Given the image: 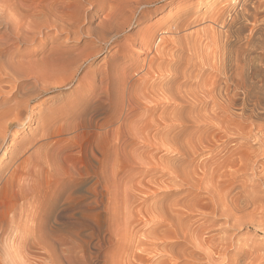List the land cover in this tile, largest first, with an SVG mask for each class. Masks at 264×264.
<instances>
[{
  "label": "rangeland",
  "instance_id": "374dc122",
  "mask_svg": "<svg viewBox=\"0 0 264 264\" xmlns=\"http://www.w3.org/2000/svg\"><path fill=\"white\" fill-rule=\"evenodd\" d=\"M121 1L0 0V123H9L4 139L0 138V264H136L135 235L148 229L146 216H183L186 200L197 193L203 195V187L216 188L214 179L218 173H214L211 182L186 185L173 182L169 168H185L187 172L196 169L197 179L201 162L211 161L226 143L241 141L232 130L224 133L223 129H215L220 136L212 137L191 126L189 130L176 129L172 133L179 139H189L187 147L196 149L191 155L194 161L187 165L186 159L191 157L182 160L181 155L166 152L172 140L165 136L169 127L158 126L164 123L159 115L165 109L157 90L170 88L173 97L177 95L176 89L184 91L188 87L181 86L180 77H167L168 73L162 72L165 64L158 60L153 61L152 67H160L162 74L153 73L154 68L146 74L154 47L149 50L151 46L146 48L141 40L148 30L154 40L161 30H169L171 25L174 29V24L185 28L179 30V35L189 33V41L200 38L201 30H207L212 23V14L217 8L227 10L229 1L134 0V6L132 0ZM142 1L146 4L142 5ZM126 3L136 10L131 22L109 48L95 51L101 42H91L78 32L99 31L111 6L115 10V4H120L115 10L118 13L112 11L114 14L110 15L122 16L121 12L129 9ZM229 17L225 15L226 19ZM211 25L204 31L211 32L213 37L212 31L220 27ZM69 31L74 32L72 36ZM204 35L207 37L199 42L198 38L191 40L198 43L193 50L198 51L196 54H209L212 46L214 49L215 37ZM126 36L131 37L130 43L136 48L129 54H125L123 47ZM201 39L206 43L203 42L204 47L199 46ZM155 40V45L162 44L159 38ZM59 51L66 53L57 54ZM87 55L90 59L81 61ZM61 56L77 58L73 66L78 69L67 82L69 74L64 75L65 85L43 90L47 81L49 84L59 79V74L51 75L50 69L57 70ZM191 65L185 79L202 69ZM86 85L90 90L83 95ZM13 116L18 119L10 123L8 119ZM27 117V125L19 126ZM207 137L215 141L213 147L207 144ZM249 174L237 179L248 183L252 176L248 177ZM262 199L263 203L264 192ZM214 217H210L213 225L223 226V218ZM152 230L160 234L167 229L153 226ZM251 232L242 230L233 238L230 249L245 248L248 237L252 239ZM263 239L264 235L252 241L260 243Z\"/></svg>",
  "mask_w": 264,
  "mask_h": 264
},
{
  "label": "bare ground",
  "instance_id": "6f19581e",
  "mask_svg": "<svg viewBox=\"0 0 264 264\" xmlns=\"http://www.w3.org/2000/svg\"><path fill=\"white\" fill-rule=\"evenodd\" d=\"M117 1L115 2L114 0L115 3H117ZM128 1L130 2L131 0ZM226 1H229L227 10H220V8H217L218 11L214 12V16L212 14V17H210L211 21L209 20L212 22L211 24L219 25L220 27L217 31H212L214 28L211 30L215 33V36L212 35L215 38L211 37V32H205L212 26L209 22L207 25H211L210 28L208 26L207 30L206 28L204 29L205 31L201 30L202 32L200 35L203 34V36L207 37V35L204 34H209L210 37L209 35L208 37L214 39L215 46L214 49L213 46L211 47L209 54L199 55L196 54L198 51H193L194 49L196 50V46L198 45L197 42L196 45L193 41L198 38L196 41L199 42V39L203 36L201 37L198 34L200 38H193L195 40L190 38L193 41H189L188 39L190 36H187L189 33L180 36L179 30L183 28L176 27V24H174V29L171 25V29L168 30L165 28L161 30L160 33L158 32L159 35L156 38H159L162 44L156 43L155 45L156 38L153 40V33L151 34L149 30L142 35V38L139 36L141 40L143 39L146 43V48L148 45L151 46V48L148 47L149 50H152L154 47L152 50L154 51V55L152 54L153 58L149 59L146 65V74L149 73V69L152 70V68H154L152 67L153 61L155 62L158 60L161 61L160 63L165 64L166 67L162 72L166 71L168 73L167 77L168 75L170 76V74L172 80H176L180 77L182 79L181 86L184 85L188 87V89L184 91L176 89L177 95H173V97L169 87L174 81L170 82L171 85L168 87L169 89L164 88L157 90L161 92V94L158 92L157 94L161 96L160 100L163 101L161 107L165 109L159 115V118L164 123H159L158 126L169 127L168 130H165V136H167L169 140H172L169 147L166 148V152L181 155L182 160H184L185 157L190 158L191 155L196 153V149L190 148V146L187 147L186 144H189V139L186 137L179 139V137L172 133L176 129L184 131L191 126H193L194 129L197 128L198 131H203V134L208 132L212 137L213 135L220 136L215 129H223L224 133H229L230 130H232V133L235 134V138L241 139V141H235L233 145L226 143L222 149L217 151L211 161L201 162L202 167L199 168L200 175L197 179L194 178L195 175H198L196 169L187 172L185 168H169V178L173 180V182L186 185H200L206 183V181L211 182L212 179H214V173H218L217 179H214L216 188L213 190L203 187V191L201 192L203 195L201 194V196H199L200 194L197 193L195 197L186 200V202L183 203L186 212H181L183 216H146L145 227L147 226L148 229L146 228L147 230L143 233L141 232L139 235H135L137 252L133 253V258L136 260V264H186L185 261H189L191 264H264V239L263 242L260 243H254L252 241V239L256 240L258 237L260 238V236L264 235V201L262 203V195L264 192V0ZM105 2L106 1H104V3ZM132 2H134V0H132ZM138 2H140V0H138ZM143 2L144 1H142V5L146 4V2H144V4ZM127 3L125 6H127ZM224 3L227 2L224 1ZM128 4L130 5L132 3ZM134 4L135 2L133 6ZM115 5L116 10L119 6L117 4ZM224 7L226 6L224 5ZM112 8L113 6H111V10H109L114 12L115 10L114 8L112 10ZM126 8L129 7L127 6ZM214 8L213 11L216 10V7ZM129 9H125V12H121L123 13L122 16H118V14L112 16L110 15L111 12L109 13L110 16L108 14L107 16L104 15L106 16V20L104 19L105 17L102 18L105 21H102L99 31H80L78 33L87 36L91 42H101L100 45H96L95 51H103V48L110 47L111 43L122 33L123 28L131 22V18L136 13V10ZM116 13H118V11H115V14ZM210 13L213 12H209V14ZM226 14L230 16L228 19L225 18ZM57 16L59 17V15ZM137 16L136 18H139ZM68 17L70 16L68 15ZM182 23L183 22H181V24ZM188 25L187 27H189ZM102 26H104V30H102ZM182 26L184 25L182 24ZM216 27L215 29H217ZM69 33L70 36H72L71 34L74 32L69 31ZM105 33H109V35ZM195 34L198 36L197 33ZM126 37L123 47L126 48L125 54H129L136 48H133L130 43L131 37ZM183 40L185 41V45H182ZM207 41H209V39H206V42ZM131 42H134V40ZM191 42H193V44ZM200 42L199 46L202 44L204 47L203 42L205 43V41L202 40ZM168 43H170V45H168ZM141 48L143 49L144 47ZM146 48L143 50L148 51ZM184 49L187 50V52L185 51L186 54L183 55ZM58 53L65 54L66 52L59 51L57 54ZM61 57L63 58V56ZM89 59L90 56L87 55L81 61L86 62ZM59 63H61L59 67L56 65L58 67L57 70L56 68L50 69V67L49 69L51 71L47 69L51 72V75L58 73L59 79L52 83L49 82V84L47 81V84L42 86L43 90H47L49 87L58 89L75 74L74 70L77 67L73 65L77 63V58H63ZM191 64H193V68L197 69L198 67L196 66L199 65L200 67L198 69L202 68L209 72L207 74L204 73L206 74L204 75L202 69L198 71L194 70L198 73H192L190 76L187 75L189 79L191 77H193V79H185L187 69L190 68ZM48 71L45 70L46 73ZM159 71H161V69L157 67L156 69L154 68L152 72H158L160 75L161 72ZM47 74L50 73L48 72ZM66 74L69 75L65 82L63 77ZM154 76L157 77V75H153V77ZM50 80H52V78ZM167 84L169 85V82ZM89 90L90 86L86 85L83 95H87ZM154 101H158V99H154ZM161 101H159V103ZM13 114L15 115V112L12 113V115ZM5 116H7V113ZM13 117L14 118L8 119L11 121L10 123L18 119L17 116ZM216 120L220 122L221 126L217 124ZM1 121L3 122V120ZM2 122L0 123V127L3 129V131L2 129L0 131L1 140L4 139V132L9 128V123L7 121L8 124L5 121V124ZM28 122L29 119L27 117L19 123V126H26ZM223 136L221 135L218 140ZM200 140L203 141L202 137ZM205 140L208 145L211 147L214 146L215 141L211 140L210 137H207ZM186 161L187 165H190L194 159L191 157L190 159H186ZM198 163L199 162H197V164ZM247 172L250 173L248 177L252 175L248 183L237 179L238 176H242ZM194 182L196 184H193ZM260 185H262V187ZM213 215H219V217L223 218V226L220 225L221 227H215L213 225L214 222L210 221L211 216L215 219ZM153 226L165 227L167 230L159 234L152 230ZM244 229L252 230V239H250L251 236L248 237L249 239L247 242L249 243L246 247L244 246L245 248H235L236 246H233L235 249H230L233 244V238L236 236L238 237L239 233ZM230 254H232L234 258L230 257Z\"/></svg>",
  "mask_w": 264,
  "mask_h": 264
}]
</instances>
